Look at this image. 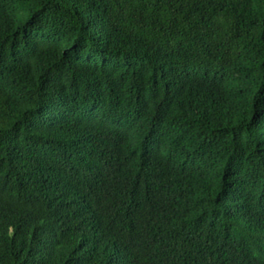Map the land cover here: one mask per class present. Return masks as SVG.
Masks as SVG:
<instances>
[{"label":"trees","instance_id":"trees-1","mask_svg":"<svg viewBox=\"0 0 264 264\" xmlns=\"http://www.w3.org/2000/svg\"><path fill=\"white\" fill-rule=\"evenodd\" d=\"M0 264H264V0H0Z\"/></svg>","mask_w":264,"mask_h":264}]
</instances>
